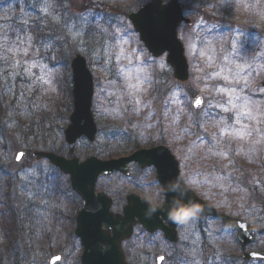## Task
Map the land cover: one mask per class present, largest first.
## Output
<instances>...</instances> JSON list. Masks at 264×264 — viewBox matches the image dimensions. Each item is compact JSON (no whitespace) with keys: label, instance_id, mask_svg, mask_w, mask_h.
Here are the masks:
<instances>
[{"label":"rangeland","instance_id":"1","mask_svg":"<svg viewBox=\"0 0 264 264\" xmlns=\"http://www.w3.org/2000/svg\"><path fill=\"white\" fill-rule=\"evenodd\" d=\"M72 1L49 0L51 6L45 14L41 11L45 6L44 0H33V5L39 4L41 8L39 16L35 12L32 16L27 14L23 6L19 12L25 20L42 19L45 31V27H51L58 34L56 41L47 40L44 42L46 46L41 48L36 47L35 39L31 37L29 55L13 56V59H36L47 64L49 83L42 88L29 89L20 82L24 79L31 84L27 78L16 77L13 81L11 77H6L7 82L0 78V90L1 86L4 89L0 97L6 96L8 102L16 98L21 109L20 121L13 120L16 117L10 115L9 108L4 107L0 111V187L7 188L4 193L10 191L9 199L18 214L14 248L10 252L7 250L5 230L0 226V247L4 260L0 264H48L50 258L58 254L63 256L60 264H80L82 248L72 236L78 202L71 194L69 179L60 175L48 161L36 162L32 158L33 150L49 149L62 155L71 152L81 159L91 155L108 159L124 156L141 143L149 144L144 147H150V143L160 144V138L180 161L186 183L202 196L207 188L206 181L198 182L205 174L202 165L221 169L223 174H215L212 184L222 191L219 196L213 192L207 200L220 212L244 219L258 231L256 243L247 251L264 250V224L253 223L240 215L239 211L244 210L249 201V192L236 177L237 173L247 172L264 183V138L253 132L250 138L241 140L227 135L218 126L221 117L227 119L231 116L230 124L235 117L218 106L225 104L227 97L217 89L227 85L213 71L215 65L223 62L225 55H230L237 63L247 61L252 64V69H249L251 75L247 77L249 87L244 94L260 109L253 108L257 119H243V123L249 128L258 127L264 134V122H258L264 121L261 114L264 112V91H261L264 89V0H180L188 8L186 18L193 22L192 27L182 25L178 31L190 64V77L184 84L174 79L166 55L156 59L148 52L128 19L127 15L136 12L139 3L145 0H74L78 10L72 7ZM88 4L89 9L84 13L80 7ZM199 11L234 28L226 37L215 35L217 27L204 22ZM15 12L0 15L2 23L10 21ZM49 19L53 25H50ZM85 19L90 24L85 23ZM1 25L9 33L12 32L7 28L8 23L7 26L0 24V30L5 31ZM89 25L93 26L94 32H88ZM32 35L30 33L29 36ZM116 37H122L127 43L120 44ZM113 45L115 47H110ZM120 47L125 50V56L136 52L132 55L133 63L139 64L144 70L142 75H147L151 81L146 90L137 93L139 105L130 102L132 97L126 94V82L117 70L116 61H109L105 55L106 50L112 54L119 52ZM77 54L87 59L95 83L93 111L102 131H99L93 146L87 139L69 146L64 139L63 131L68 126L72 110L69 99L73 87L70 68ZM121 64L132 67L124 58ZM198 67L203 71H198ZM33 72L39 73V69H33ZM209 73L213 74L206 79ZM13 83L15 89L9 91V85ZM199 95L204 100V106L201 111H196L192 100ZM197 131L204 132L207 139ZM210 145L216 147L210 148ZM19 152L26 154L17 163L15 158ZM220 152L224 155H219ZM205 179L211 180V177L206 175ZM6 181L11 184L7 182L6 186ZM111 182L122 189L117 179L106 180L103 184L111 185ZM41 185L47 186L48 191L41 189L43 194L39 197L28 195L29 191L34 193ZM0 208H4L3 201ZM196 209V223L185 225V239L192 240L193 247L190 260L183 264H237V261L242 264L243 251L236 233L225 230L218 220L204 218ZM130 245L139 249L137 260L141 255L140 261L133 257L137 264H156L155 259L161 253L169 256L165 264H182L175 261L178 255L189 258L187 253H182L186 247L181 246L179 252H174L171 247L164 246L159 237L151 238L144 233L133 239Z\"/></svg>","mask_w":264,"mask_h":264},{"label":"water","instance_id":"2","mask_svg":"<svg viewBox=\"0 0 264 264\" xmlns=\"http://www.w3.org/2000/svg\"><path fill=\"white\" fill-rule=\"evenodd\" d=\"M163 3L164 0H150L137 13L131 14L129 19L139 33L141 41L154 57L159 58L168 53L167 61L174 69L175 78L185 83L189 79V66L177 30L182 23L190 25L191 22L184 18L183 8L178 0H173L169 5ZM72 69L73 112L65 132L66 141L73 145L85 136L94 142L98 129L92 112L94 96L92 74L87 67L86 59L80 55L74 59ZM197 98L202 101L199 108L194 106ZM193 106L196 110H200L203 107V98L197 96L193 100ZM24 156L25 153L22 158ZM33 157L37 161L47 159L64 174L69 175L73 190L85 201V207L77 215L75 231L84 248L81 264H129L121 244L131 238L133 228L137 224L142 225L149 233L161 230L168 240L176 243L178 241L176 226L180 221L172 217V212L178 206L199 205L205 216L220 218L224 226L238 233L237 238L244 251L256 240V231L249 223L218 212L185 185L179 162L164 146L152 151L140 152L132 160L139 161L144 164L143 166L154 165L158 169V180L162 183L167 197L165 209L159 211L149 204L140 207L128 206L125 215L116 219L110 213V200H107L104 194L96 196V183L102 174L110 175L118 171L126 173L125 167L128 161L102 162L92 157L80 163L76 158L66 159L54 153L41 151H35ZM22 158L16 161L20 162ZM161 216L170 226L163 224ZM240 224L245 227L240 228ZM243 258L246 262L264 260V251L245 252ZM61 261L62 256L57 255L51 258L49 264H58ZM163 261L164 258H159L157 263L162 264Z\"/></svg>","mask_w":264,"mask_h":264},{"label":"snow or ice","instance_id":"3","mask_svg":"<svg viewBox=\"0 0 264 264\" xmlns=\"http://www.w3.org/2000/svg\"><path fill=\"white\" fill-rule=\"evenodd\" d=\"M44 7L41 9L45 14H48L50 4L49 0H44ZM83 19V18H82ZM85 23H89L90 21L85 19ZM119 31V30H117ZM31 36H26L24 34L23 29H13L12 34L9 32H0V78L5 79L6 77H11L13 81H15L16 77H24L28 80H31V84H28L26 80L21 79V84L24 87L29 89L36 87L42 88L44 85L49 83L48 76L50 75L48 65L43 63L41 60L33 59L32 61L21 60V59H13V56L22 55L27 57L29 55L28 48L31 46ZM117 41L120 44L127 43L124 41L122 37H116ZM115 47V45L110 46ZM192 45L189 43V49L191 50ZM233 48H235V44H233ZM12 54L11 56L9 54ZM105 55L108 60H115L118 65V72L124 78L126 82V86L128 92L126 93L132 100L130 102H134L139 105L140 100L136 98L137 93L146 90V85L151 84V81L147 75H142L143 68L140 67L139 64H134L132 60V55H136V52L133 51L128 56H125V50L123 47H120L119 52H115L109 54L106 50ZM142 55V53H141ZM122 58L127 59L128 65L132 67H127L121 64ZM137 60L139 56L136 57ZM212 67V64L208 65ZM33 69H39V73H34ZM218 69V70H216ZM252 64L245 61L242 63H237L235 60L231 59L230 55H225L223 57V62L221 64L215 65L214 74L217 77H221L225 85L227 87H221L217 89V91L221 92L223 95L227 97L225 104L218 105L221 107L222 111L225 113H231L234 115L235 120L233 123H229L228 121L231 119L229 116L227 119L221 117L217 122L218 126H221V129L224 133L231 137H239L241 140L245 138H250L253 135V132H256L261 138H264V134H261V130L257 128H249L247 124L243 123V119H257L256 116L253 115V108L259 110V105H253L250 97L246 96L245 89L249 87L248 76L251 75ZM198 71H203V69L197 68ZM133 73H136L133 75ZM213 73H209L206 76V79L211 78ZM15 83L9 85L8 90L14 91ZM264 91V89H261ZM202 104L201 99L197 98L194 101V106L199 108ZM37 106V105H33ZM264 115V112L261 113ZM264 122V121H258ZM236 125H240L239 128ZM259 142V140L257 141ZM216 145H210V148H214ZM216 154V153H214ZM219 155H224L223 152H220ZM23 156V153H18L16 155V160L19 161ZM47 192V186L41 185L36 187L35 192H28V195L31 197L35 195L37 197L41 196L43 192ZM197 209L189 210L183 214L182 217H179L176 220L181 223H196V213ZM240 228H244L243 224L239 225ZM163 259V258H161Z\"/></svg>","mask_w":264,"mask_h":264},{"label":"flooded vegetation","instance_id":"4","mask_svg":"<svg viewBox=\"0 0 264 264\" xmlns=\"http://www.w3.org/2000/svg\"><path fill=\"white\" fill-rule=\"evenodd\" d=\"M141 148L144 147L139 145L134 146L133 148H131L133 149V151L124 156L125 157L130 156L133 152ZM83 160L85 159H82V161ZM128 168H129L128 171L129 174L127 175L116 172L110 176H101V178H99L97 183L96 193L106 194V199L110 200L111 202L110 213L113 215V217L115 219L118 217H123L125 215L126 208L128 206H133V205L140 207L149 204L157 208L159 211L164 210L167 199L164 192V187L162 183L158 180V174L156 168L154 167L142 168L138 163H131L128 166ZM111 179H117L118 182L121 184L122 189L117 188L114 182H111V185L103 184L104 181L106 180L110 181ZM109 191H111V193H109ZM76 200L78 202V209L75 215V224L77 226L76 217L77 214L85 207V201L78 195H76ZM199 213L202 216L200 209H199ZM164 223L168 225V222L166 220H164ZM186 223L187 222L185 223L180 222L177 227V231L179 235V243L176 245L170 244L168 241H166L164 238V234L162 232L156 234V236L160 237V240L162 241L164 246L168 248L170 247L172 248L170 249L171 251L179 252L180 250L179 247L181 246L186 247V250H183L182 253L183 254L187 253L189 258H186V255H178L176 256L178 258L175 259L176 262H182V263L187 262L188 259L190 260V255L192 254L193 241L191 240L192 241L191 242L185 239V235L187 234L185 227ZM142 233L146 234L145 230L141 225H137L134 229L133 239L137 237L139 238ZM130 242L131 240L123 242L122 248L126 256L128 255L131 256V260H133V257L137 260L138 259L137 253L139 249L137 250L136 246L131 247ZM140 258L141 255L139 256V260L137 261H140Z\"/></svg>","mask_w":264,"mask_h":264},{"label":"trees","instance_id":"5","mask_svg":"<svg viewBox=\"0 0 264 264\" xmlns=\"http://www.w3.org/2000/svg\"><path fill=\"white\" fill-rule=\"evenodd\" d=\"M11 1H15V7L16 10L18 12H21L22 9L21 7L23 6V8L25 9V12L27 14H30L32 16L33 12L35 11V13H37L36 15L39 16L40 13L38 10H40V6L39 4H32V0H8V3L10 4ZM37 1V0H36ZM58 2V0H57ZM7 3V4H8ZM83 3V1H82ZM8 4V5H9ZM72 6L78 10V5L75 4V2H72ZM89 7L88 5H83L80 7V9L85 12V10H87ZM126 15V14H124ZM205 16H207V14H204ZM66 15H63L62 17H65ZM128 16V15H127ZM210 21L213 22H217L216 19L212 18V17H208ZM51 19V18H50ZM49 19V22H50ZM10 22V21H9ZM41 22H43L42 19L40 18H36V19H32L29 18L27 20H25L23 18V15L20 14L18 15V27H14V24H16L15 22L13 23H9L8 27L9 29H23L24 30V34L26 36H29L30 33L33 34L32 36L35 37L36 42L38 43L39 47H44L46 46L44 44V42H46L47 40H49L48 42H53L56 41V36L58 35L57 33L54 32V30L51 27H45L46 31L42 28V24ZM1 24V23H0ZM53 22H50V25H53ZM2 27L5 30V27L2 25ZM94 28L92 27V25H90L88 27V32L92 31L94 32ZM6 31V30H5ZM3 30H0V32H5ZM6 32H9V30H7ZM30 32V33H29ZM12 34V33H11ZM41 40V42H40ZM8 112H10L11 116L16 117V119L13 120H18L20 121V116H19V110L15 111V110H8ZM14 112H18L17 115L15 116L13 113ZM28 131H30L29 127H28ZM199 132L200 136L204 139L206 138V134L204 132L201 131H197ZM202 168L205 170V174H204V178H199L198 182L201 180L206 181V186L207 188L204 189V196L207 199V197H209L213 192L215 193V196H219L218 194L220 193V191H222L221 188L215 187L217 185L212 184V181L215 179V177H213L215 174L218 173L219 174H223L221 173V169H217V167H211L209 165L203 164ZM211 173V175H210ZM209 175L211 177V180L205 179V176ZM236 177L239 178V182L241 183V185L245 188V190L247 192H249V201L247 203V206L244 210H241L239 212L240 215L244 216L246 219L252 221L253 223H258L260 225L264 224V183H262L261 181H259L258 179H256L253 176H250L247 172H243V173H237ZM208 183V184H207ZM11 182L8 181V185H10ZM227 187V186H226ZM5 190L7 189L6 187H3ZM0 190V196L2 199H0V203L3 201V207L4 208H0V216H2V220L0 221V226L2 229L5 230V236L7 238L8 241V246H7V250L8 252L12 251V249L14 248V235H15V230L17 229L16 224L18 221V214L17 211L15 209V207L11 204V199H9L10 197V191L7 190V193H4V189ZM216 190V191H215ZM7 199H4V198ZM214 198V197H211ZM7 201V202H5ZM73 236V235H72ZM1 245V243H0ZM242 264H247L245 262H243V260H241ZM0 262L3 263V253L0 247ZM233 263V262H231ZM238 264V261H237Z\"/></svg>","mask_w":264,"mask_h":264},{"label":"clouds","instance_id":"6","mask_svg":"<svg viewBox=\"0 0 264 264\" xmlns=\"http://www.w3.org/2000/svg\"><path fill=\"white\" fill-rule=\"evenodd\" d=\"M195 209L196 208L191 207V206H185V207H179L178 206L177 209L172 212V217L174 219H177L178 218V214H179V217H182L185 212H187L189 210H193L194 211Z\"/></svg>","mask_w":264,"mask_h":264}]
</instances>
